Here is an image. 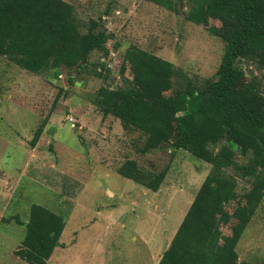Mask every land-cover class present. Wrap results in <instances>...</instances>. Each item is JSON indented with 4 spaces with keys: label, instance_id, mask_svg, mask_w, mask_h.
<instances>
[{
    "label": "rangeland",
    "instance_id": "374dc122",
    "mask_svg": "<svg viewBox=\"0 0 264 264\" xmlns=\"http://www.w3.org/2000/svg\"><path fill=\"white\" fill-rule=\"evenodd\" d=\"M66 1L82 30L95 20L109 33V52L93 53L85 68L70 73L64 68L58 76L32 74L0 57V264H27L14 254L24 234L14 218L26 221L31 204L61 215L66 225L46 264H158L210 165L168 144L139 154L138 133L104 117L92 98L102 86L123 84L120 67L129 45L172 63L174 88L182 89L215 78L224 43L209 26L146 0ZM242 69L246 81L262 75L251 63ZM126 159L155 170L167 165L160 188L153 192L118 175ZM246 187L239 181L236 191ZM221 225L228 234L230 223ZM247 227L236 248L238 261L264 264V200Z\"/></svg>",
    "mask_w": 264,
    "mask_h": 264
},
{
    "label": "trees",
    "instance_id": "16d2710c",
    "mask_svg": "<svg viewBox=\"0 0 264 264\" xmlns=\"http://www.w3.org/2000/svg\"><path fill=\"white\" fill-rule=\"evenodd\" d=\"M146 1L192 24L209 26L224 43L215 78L188 82L182 89L174 88L177 70L172 63L129 45L120 67L123 84L102 86L92 98L104 117L116 118L125 132L138 133L139 154L168 144L210 165L158 264H255L238 261L236 248L264 200V0ZM88 23L82 30L73 5L65 0H0V57L32 74L79 71L93 53L106 57L109 52V33L95 20ZM249 63L262 71L259 80L246 81L242 65ZM47 120L39 123L31 144ZM167 172V165L155 170L135 159L116 169L153 192ZM239 181L247 183L241 192L236 191ZM14 219L24 232L14 254L27 264H46L61 245L62 216L31 204L26 221ZM229 223L224 234L221 224Z\"/></svg>",
    "mask_w": 264,
    "mask_h": 264
},
{
    "label": "built area",
    "instance_id": "2783aa9c",
    "mask_svg": "<svg viewBox=\"0 0 264 264\" xmlns=\"http://www.w3.org/2000/svg\"><path fill=\"white\" fill-rule=\"evenodd\" d=\"M67 120H68V122H69L70 124H72V126L76 125V124H75V120H74V118H73L72 116H67Z\"/></svg>",
    "mask_w": 264,
    "mask_h": 264
}]
</instances>
